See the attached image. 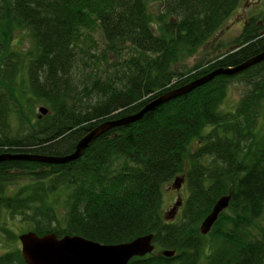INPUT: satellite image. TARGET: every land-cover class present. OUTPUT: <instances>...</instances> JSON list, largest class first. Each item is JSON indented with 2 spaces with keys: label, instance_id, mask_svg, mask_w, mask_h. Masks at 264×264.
<instances>
[{
  "label": "trees",
  "instance_id": "1",
  "mask_svg": "<svg viewBox=\"0 0 264 264\" xmlns=\"http://www.w3.org/2000/svg\"><path fill=\"white\" fill-rule=\"evenodd\" d=\"M243 1L0 0V27L27 29L33 39L22 55L5 53L0 43V154H70L99 124L133 115L166 91L264 51V21L258 27L249 19L227 52L184 72L172 68L206 43ZM156 2L153 14L149 4ZM97 29L105 44L101 53L94 52ZM106 52L122 59L120 74L97 70ZM21 67L31 95L48 114L37 117L27 135L10 137L7 116L20 104L14 78ZM234 80L247 88L234 110L226 111L221 106ZM79 84L94 94L92 102L78 97ZM262 112L264 61L217 76L110 129L74 161H2L0 232L15 239L5 217H20L38 235H77L110 245L153 234L161 251H175L169 258L152 252L128 264H264V227L257 224L264 213ZM178 176L188 195L178 220L165 221L162 187ZM226 194L227 212L201 235L202 220ZM0 264L25 263L16 249L1 254Z\"/></svg>",
  "mask_w": 264,
  "mask_h": 264
},
{
  "label": "water",
  "instance_id": "2",
  "mask_svg": "<svg viewBox=\"0 0 264 264\" xmlns=\"http://www.w3.org/2000/svg\"><path fill=\"white\" fill-rule=\"evenodd\" d=\"M264 61V51L248 58L241 64L227 68H216L213 71L196 78L184 85L166 91L149 103L139 112L120 119L105 121L93 129L89 130L75 145L72 153L63 156H48L39 154H0L2 161H29L45 164H66L80 158L90 143L96 138L106 133L112 128L133 123L155 108L185 95L192 90L203 86L221 75H235L243 72L249 67ZM38 118L48 114V110L40 107ZM183 177H176L171 188L179 190ZM231 194H226L217 199L209 214L202 220L199 226V233L207 235L219 215L229 207ZM181 206L180 198L173 207L167 211L163 218L165 221L173 220L178 208ZM153 234L142 235L129 242L118 244H101L92 240L85 239L77 235H65L57 237L54 233L38 235L33 231H27L17 236L20 243V254L25 264H128L135 257H143L154 251ZM164 257H172L175 251L163 250L160 252Z\"/></svg>",
  "mask_w": 264,
  "mask_h": 264
},
{
  "label": "rangeland",
  "instance_id": "3",
  "mask_svg": "<svg viewBox=\"0 0 264 264\" xmlns=\"http://www.w3.org/2000/svg\"><path fill=\"white\" fill-rule=\"evenodd\" d=\"M153 14L157 13V2L149 4ZM253 20V24H256L258 27L263 25L264 21V0H246L243 1L239 8L230 16V18L224 23V25L203 45H201L197 51L188 57L179 58L178 63L173 66V70L178 72H184L192 68L195 64H203L209 59L215 57L218 54H223L229 50L235 39L242 33L245 23L249 20ZM93 38L97 42V48L94 50L96 53H101L105 50V44L102 38L101 32L97 29L93 34ZM0 43L5 44L3 50L5 53L9 51L20 52L21 55L26 53L27 50L33 47V39L30 32L25 29L23 31L18 30L12 27V24L2 25L0 27ZM22 57V56H21ZM121 60H117L113 55H110L106 52L105 59H100V64L97 67V70L102 73L105 71L107 74H120ZM117 71V72H116ZM26 73L23 67L16 72L14 78L16 82V92L19 93V103L17 108H12L7 116V127L5 129L6 136H24L27 135L30 125L35 124L37 117L39 115V108L43 107L48 109L46 105L43 104L42 100L36 99L35 96L31 95L28 83L26 80ZM246 86L240 80H234L228 86L226 98L221 106V109L226 111H233L235 106L239 103L243 93L246 90ZM78 97L84 98L86 102H92L94 94H88L85 91L81 90V85H78ZM87 99V100H86ZM16 107V106H15ZM264 115V112H262ZM45 116V115H44ZM259 128L264 131V118L258 120ZM181 177V176H178ZM173 180L164 184L162 187V207L161 211L164 215L169 209L172 208V205L180 198L181 201H184L188 195L186 183L179 190H173L171 184ZM18 185V184H17ZM12 190H16V186H11ZM227 212V210H226ZM172 222H176L181 214V208L178 213H176ZM7 220L6 229L9 232L15 235V239L7 238L4 233L0 232V255L9 252L12 250H20V243L17 240V236L27 231H31L32 225L21 220L20 217H5ZM258 226L264 227V213L259 218L257 222ZM256 234H259L258 229L256 228ZM213 241L212 236L208 235L206 237L207 246L211 247ZM208 247V248H209ZM159 247L154 244V253L161 251Z\"/></svg>",
  "mask_w": 264,
  "mask_h": 264
},
{
  "label": "flooded vegetation",
  "instance_id": "4",
  "mask_svg": "<svg viewBox=\"0 0 264 264\" xmlns=\"http://www.w3.org/2000/svg\"><path fill=\"white\" fill-rule=\"evenodd\" d=\"M2 154H3V153H2ZM185 183H186V181L184 180V183L182 184L181 188L184 186ZM181 188H180V189H181ZM180 189H179V190H180ZM173 190H174V189H173ZM179 190H176V191H179ZM178 197H179V196H178ZM178 197H177V199H178ZM183 202H184V201H182L181 206L178 208V211H179L180 208H182V206H183ZM173 205H174V204H173ZM173 205H172V206H173ZM178 211H177V213H178ZM176 215H177V214H176Z\"/></svg>",
  "mask_w": 264,
  "mask_h": 264
}]
</instances>
